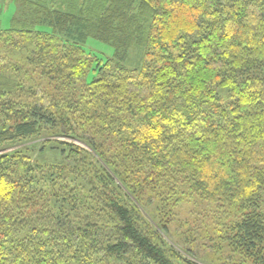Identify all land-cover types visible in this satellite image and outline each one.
<instances>
[{"label": "trees", "instance_id": "16d2710c", "mask_svg": "<svg viewBox=\"0 0 264 264\" xmlns=\"http://www.w3.org/2000/svg\"><path fill=\"white\" fill-rule=\"evenodd\" d=\"M191 196L229 210L211 239L235 264H264V0H18L0 264H199L165 239Z\"/></svg>", "mask_w": 264, "mask_h": 264}, {"label": "rangeland", "instance_id": "374dc122", "mask_svg": "<svg viewBox=\"0 0 264 264\" xmlns=\"http://www.w3.org/2000/svg\"><path fill=\"white\" fill-rule=\"evenodd\" d=\"M17 7L18 0H0V29L9 26L17 12ZM84 47L102 57L112 55L110 47L94 39H89ZM136 55L137 50H132L127 66L135 65L138 57ZM57 138L64 142H70V139ZM73 143L86 148L85 144L81 142L73 141ZM228 212L227 208L202 202L194 196L183 198L168 214V233L165 239L181 254L194 258L196 256L195 259L199 264H235L236 259L229 258V251L225 250L218 241L211 239L215 236L214 232L217 228L233 220Z\"/></svg>", "mask_w": 264, "mask_h": 264}]
</instances>
